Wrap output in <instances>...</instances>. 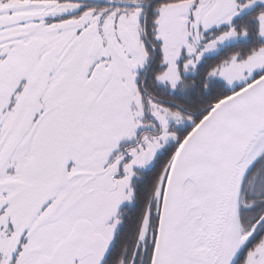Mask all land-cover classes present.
Instances as JSON below:
<instances>
[{
	"label": "snow or ice",
	"instance_id": "snow-or-ice-1",
	"mask_svg": "<svg viewBox=\"0 0 264 264\" xmlns=\"http://www.w3.org/2000/svg\"><path fill=\"white\" fill-rule=\"evenodd\" d=\"M0 264H264V0H0Z\"/></svg>",
	"mask_w": 264,
	"mask_h": 264
}]
</instances>
